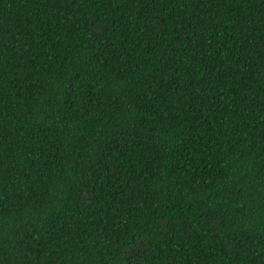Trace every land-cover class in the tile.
Wrapping results in <instances>:
<instances>
[{
  "label": "trees",
  "instance_id": "obj_1",
  "mask_svg": "<svg viewBox=\"0 0 264 264\" xmlns=\"http://www.w3.org/2000/svg\"><path fill=\"white\" fill-rule=\"evenodd\" d=\"M0 264H264V0H0Z\"/></svg>",
  "mask_w": 264,
  "mask_h": 264
}]
</instances>
